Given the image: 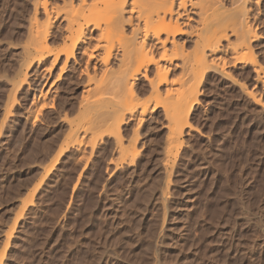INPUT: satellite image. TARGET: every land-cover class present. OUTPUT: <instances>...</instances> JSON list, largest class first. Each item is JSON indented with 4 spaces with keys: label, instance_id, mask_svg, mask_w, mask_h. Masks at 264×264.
<instances>
[{
    "label": "rangeland",
    "instance_id": "obj_1",
    "mask_svg": "<svg viewBox=\"0 0 264 264\" xmlns=\"http://www.w3.org/2000/svg\"><path fill=\"white\" fill-rule=\"evenodd\" d=\"M33 2L0 0V264H264V1L249 10L263 35L257 71L228 53V75L210 71L196 88L178 145L162 109L140 117L138 105L124 149L81 128L77 62L59 80L62 62L50 71L51 57L25 56ZM65 27L52 22L49 47Z\"/></svg>",
    "mask_w": 264,
    "mask_h": 264
},
{
    "label": "bare ground",
    "instance_id": "obj_2",
    "mask_svg": "<svg viewBox=\"0 0 264 264\" xmlns=\"http://www.w3.org/2000/svg\"><path fill=\"white\" fill-rule=\"evenodd\" d=\"M33 1L34 14L29 27L31 41L25 45L26 54H23L31 63L44 62L46 56L51 57L50 71L62 62L57 73L59 80L69 69L68 66L77 62L80 66V78L77 80L83 87L78 103L85 119L80 124L81 128L87 133L95 132V138L113 137L122 149L123 126L128 119L134 121L138 105L139 116L161 108L168 121V142L177 144L185 128L191 127L188 120L198 100L199 91L196 88L210 71L218 70L226 74L228 53L234 61L251 64L255 71L259 66L253 42L263 35L256 33L249 10L253 7L250 4L258 5L262 0ZM59 18L66 22V34L62 37L64 39L60 37V49H53L49 47L48 38L51 37L52 22ZM128 23L131 31L126 29ZM94 31L97 33L91 37L94 45L85 46L86 35ZM231 37L234 39L231 40ZM26 75H23V82ZM139 76L147 82L149 90L146 92L150 95L149 100L141 103L138 100L140 95H136ZM114 113L118 118L109 120L108 117ZM138 136L132 139L136 141ZM128 140L131 141L130 138ZM136 150L131 149L133 158L129 163L133 164L140 156Z\"/></svg>",
    "mask_w": 264,
    "mask_h": 264
}]
</instances>
